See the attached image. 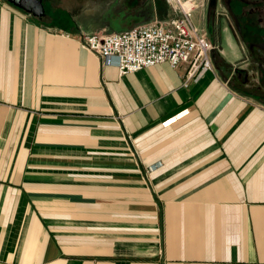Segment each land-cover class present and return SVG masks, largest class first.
Segmentation results:
<instances>
[{
	"label": "crops",
	"instance_id": "0c3cea01",
	"mask_svg": "<svg viewBox=\"0 0 264 264\" xmlns=\"http://www.w3.org/2000/svg\"><path fill=\"white\" fill-rule=\"evenodd\" d=\"M81 33L0 0V264H264V100Z\"/></svg>",
	"mask_w": 264,
	"mask_h": 264
},
{
	"label": "built area",
	"instance_id": "2783aa9c",
	"mask_svg": "<svg viewBox=\"0 0 264 264\" xmlns=\"http://www.w3.org/2000/svg\"><path fill=\"white\" fill-rule=\"evenodd\" d=\"M179 11L171 19L154 18L113 32H82L81 45L103 65L115 64L121 74L162 62L185 65L187 80H198L213 69L215 48L208 32L193 21L196 0H168Z\"/></svg>",
	"mask_w": 264,
	"mask_h": 264
},
{
	"label": "rangeland",
	"instance_id": "374dc122",
	"mask_svg": "<svg viewBox=\"0 0 264 264\" xmlns=\"http://www.w3.org/2000/svg\"><path fill=\"white\" fill-rule=\"evenodd\" d=\"M54 3H59V0H53ZM96 0H88L87 4L92 6ZM166 1L168 5V10L167 14L165 17H162V13L164 11L163 7V2ZM210 0H196V9L193 12V21L195 24L198 26L202 27L204 30H207L206 27V19L207 15V6ZM100 4H103L104 6L100 7V14H94V13H89L85 12L84 14L88 16L86 18V21L81 22L79 21V28L75 29H64L62 26H58L56 24H52L50 22L49 17H45L44 19L38 18L41 20L45 25L47 26H52L53 28H62V30H65L66 32L71 31L76 32V31H81V32H98V31H104L108 32L111 29L109 26H107L108 22H119L120 19L124 21V19L132 20L136 19L137 22L144 23L148 22L154 18H174L179 15V11L176 9V7L171 4L168 0H148L147 2V8L146 4L144 3V6L142 7L144 9H147V14L146 16H141L140 8L138 9V15L134 16L133 14H130V12H127V7L126 4H130L132 0H100ZM137 2L133 3L135 6ZM106 4V5H105ZM134 6L132 8H134ZM138 5H136L137 7ZM213 6L214 8V13L212 14L213 16V21H215L216 27L213 32H208L209 38L212 40L215 48L212 51V62L213 60H218L219 63L223 64L225 67H227V70L225 71L226 74H233V77H235L232 82L236 83V85L240 88L241 92L244 94H250L254 95L256 98L260 100H264V81L262 80V76H264V70L261 69L259 63L260 61L264 62L261 57L253 56L245 44L243 38L241 35L237 33H233L229 30L228 27V20L226 18V8L224 3H222L220 0H213ZM136 9V8H135ZM140 11V12H139ZM133 15L132 19H130V15ZM52 15V14H50ZM49 15V16H50ZM120 15H127L126 18H122ZM54 16V15H53ZM82 20V17H78L77 19ZM120 18V19H119ZM62 22L65 24H70V18L67 16H62L60 17ZM121 20V21H122ZM205 23V24H204ZM67 25V26H68ZM108 27V28H107ZM131 28V27H129ZM128 29V28H127ZM113 32V31H111ZM238 75H241V77H246L248 78L247 81H238L236 77ZM245 79V78H244ZM243 79V80H244ZM123 151V150H122ZM118 167L117 169H121L120 167H123L124 169V162H118L117 163ZM133 168L134 169H140L139 163H133ZM135 179V178H134Z\"/></svg>",
	"mask_w": 264,
	"mask_h": 264
},
{
	"label": "flooded vegetation",
	"instance_id": "af4514ba",
	"mask_svg": "<svg viewBox=\"0 0 264 264\" xmlns=\"http://www.w3.org/2000/svg\"><path fill=\"white\" fill-rule=\"evenodd\" d=\"M45 8V17L50 18V22L54 25L63 26L64 29L79 28V21L84 22L86 16L84 13L100 14V7L104 6L100 4V0L94 1L92 6L87 4L88 0H59V3H54L53 0H42ZM217 1V0H216ZM224 3L226 8V18L228 20L229 30L233 33H237L242 36L245 44L247 45L249 52L253 56L261 57L264 60V0H220ZM138 5L134 6L133 3ZM148 0H132L130 4H126L127 12L130 14L138 15V9L146 4L147 8ZM106 5V4H105ZM134 6V8H132ZM136 8V9H135ZM213 0H210L207 6V21L206 27L208 32H213L216 27L215 21H213L212 14L214 13ZM140 12V11H139ZM52 14V15H50ZM129 14V15H130ZM147 9L140 12L141 16H146ZM50 15V16H49ZM54 15V16H53ZM69 17L70 24L62 22L60 17ZM82 17V20L77 19ZM133 16V15H132ZM68 25V26H67ZM262 70H264V62L259 63ZM264 77V76H262Z\"/></svg>",
	"mask_w": 264,
	"mask_h": 264
},
{
	"label": "water",
	"instance_id": "95a60500",
	"mask_svg": "<svg viewBox=\"0 0 264 264\" xmlns=\"http://www.w3.org/2000/svg\"><path fill=\"white\" fill-rule=\"evenodd\" d=\"M8 1L38 18H42V16L45 14V8L42 0H8Z\"/></svg>",
	"mask_w": 264,
	"mask_h": 264
},
{
	"label": "trees",
	"instance_id": "16d2710c",
	"mask_svg": "<svg viewBox=\"0 0 264 264\" xmlns=\"http://www.w3.org/2000/svg\"><path fill=\"white\" fill-rule=\"evenodd\" d=\"M163 7H164V11L162 13V17L163 16L165 17V15L167 14V10L169 8L168 5H167V3H166V1L163 2ZM163 19H168V18H163ZM262 80L264 81V77L262 78Z\"/></svg>",
	"mask_w": 264,
	"mask_h": 264
}]
</instances>
